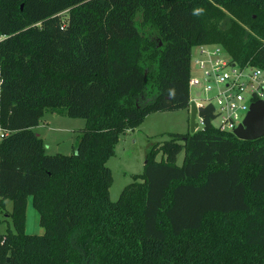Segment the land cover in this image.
I'll list each match as a JSON object with an SVG mask.
<instances>
[{
	"label": "trees",
	"instance_id": "1",
	"mask_svg": "<svg viewBox=\"0 0 264 264\" xmlns=\"http://www.w3.org/2000/svg\"><path fill=\"white\" fill-rule=\"evenodd\" d=\"M201 45L264 71V0H0V264H264V136L218 131L210 106L109 199L119 135L188 110ZM46 112L86 121L70 155L46 154Z\"/></svg>",
	"mask_w": 264,
	"mask_h": 264
},
{
	"label": "rangeland",
	"instance_id": "2",
	"mask_svg": "<svg viewBox=\"0 0 264 264\" xmlns=\"http://www.w3.org/2000/svg\"><path fill=\"white\" fill-rule=\"evenodd\" d=\"M189 119V110L152 113L144 119L139 127L119 135L114 148V155L106 162L113 179L109 188L111 202H116L124 187L142 174L145 156L151 146L167 140L169 133L183 134L188 132ZM85 122L84 119L69 118L64 114L46 112L39 122L40 127L36 128L35 132L42 138L46 154L70 155L76 145L78 132L85 127ZM216 124L217 120H214L213 125ZM158 159L159 157H157ZM182 159L183 153L178 157V165L181 164ZM6 202V208L0 213V219L3 220L0 233L6 230L10 221L7 216L11 202ZM9 226L12 229L11 223ZM43 232V228L39 225L38 213L33 208L31 197H29L25 215V233L42 235Z\"/></svg>",
	"mask_w": 264,
	"mask_h": 264
},
{
	"label": "built area",
	"instance_id": "3",
	"mask_svg": "<svg viewBox=\"0 0 264 264\" xmlns=\"http://www.w3.org/2000/svg\"><path fill=\"white\" fill-rule=\"evenodd\" d=\"M189 102L196 109L212 107V125L220 132L233 133L242 123L252 103L264 101V71L234 63L219 45H201L191 52ZM198 113L196 123L201 129ZM199 129V130H200ZM198 130V128H197ZM4 133L0 129V140Z\"/></svg>",
	"mask_w": 264,
	"mask_h": 264
},
{
	"label": "water",
	"instance_id": "4",
	"mask_svg": "<svg viewBox=\"0 0 264 264\" xmlns=\"http://www.w3.org/2000/svg\"><path fill=\"white\" fill-rule=\"evenodd\" d=\"M203 109H196L192 103L189 107V132L197 131L198 124L196 123L197 114ZM235 138L243 141H253L264 136V101H257L250 105L249 111L242 120V123L232 133Z\"/></svg>",
	"mask_w": 264,
	"mask_h": 264
},
{
	"label": "clouds",
	"instance_id": "5",
	"mask_svg": "<svg viewBox=\"0 0 264 264\" xmlns=\"http://www.w3.org/2000/svg\"><path fill=\"white\" fill-rule=\"evenodd\" d=\"M203 9L202 8H197V9H194L193 10V15H200V14H202L203 13Z\"/></svg>",
	"mask_w": 264,
	"mask_h": 264
},
{
	"label": "crops",
	"instance_id": "6",
	"mask_svg": "<svg viewBox=\"0 0 264 264\" xmlns=\"http://www.w3.org/2000/svg\"><path fill=\"white\" fill-rule=\"evenodd\" d=\"M185 110H186V109H185ZM39 127H40V124H39L36 128H39ZM36 128H34V131H36V130H35ZM6 204H7V202H6Z\"/></svg>",
	"mask_w": 264,
	"mask_h": 264
}]
</instances>
